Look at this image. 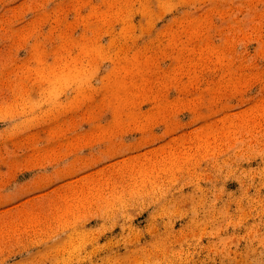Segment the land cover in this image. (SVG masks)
Returning a JSON list of instances; mask_svg holds the SVG:
<instances>
[{
	"label": "rangeland",
	"instance_id": "1",
	"mask_svg": "<svg viewBox=\"0 0 264 264\" xmlns=\"http://www.w3.org/2000/svg\"><path fill=\"white\" fill-rule=\"evenodd\" d=\"M0 264H264V0H0Z\"/></svg>",
	"mask_w": 264,
	"mask_h": 264
}]
</instances>
